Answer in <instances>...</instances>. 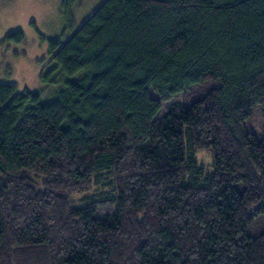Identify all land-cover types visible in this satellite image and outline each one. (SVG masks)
<instances>
[{"label":"trees","instance_id":"trees-1","mask_svg":"<svg viewBox=\"0 0 264 264\" xmlns=\"http://www.w3.org/2000/svg\"><path fill=\"white\" fill-rule=\"evenodd\" d=\"M41 79L0 83V264H264V0H104Z\"/></svg>","mask_w":264,"mask_h":264},{"label":"rangeland","instance_id":"rangeland-1","mask_svg":"<svg viewBox=\"0 0 264 264\" xmlns=\"http://www.w3.org/2000/svg\"><path fill=\"white\" fill-rule=\"evenodd\" d=\"M103 1L76 0L65 10L64 0H0V83L14 85L18 92L39 93L44 100L54 99L59 85L41 79L49 61V41L66 40ZM18 32L23 35L21 42L7 38ZM204 155L198 153V157Z\"/></svg>","mask_w":264,"mask_h":264}]
</instances>
